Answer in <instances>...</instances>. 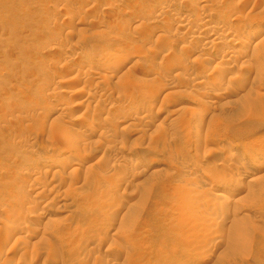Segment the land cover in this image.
<instances>
[{"label":"rangeland","instance_id":"1","mask_svg":"<svg viewBox=\"0 0 264 264\" xmlns=\"http://www.w3.org/2000/svg\"><path fill=\"white\" fill-rule=\"evenodd\" d=\"M0 264H264V0H0Z\"/></svg>","mask_w":264,"mask_h":264},{"label":"bare ground","instance_id":"2","mask_svg":"<svg viewBox=\"0 0 264 264\" xmlns=\"http://www.w3.org/2000/svg\"><path fill=\"white\" fill-rule=\"evenodd\" d=\"M201 1H202V0H201ZM166 7H167V6H166ZM168 7H169V6H168ZM160 8H161V9H159V8H158V9L161 10V11H162V10L164 11L163 8H165V7H162V6H161ZM163 11H162V12H163ZM242 32H243V29L241 28L240 30H238V31L234 34V37H237L238 35H241ZM217 37H218V36H217ZM239 40H240V39H239ZM211 41L214 42L213 39H211ZM211 41H209V42H211ZM238 42L240 43V41H237V43H238ZM241 43H242V42H241ZM209 44H210V43H209ZM212 44H214V43H212ZM212 44H211V45H212ZM230 46H231V45H230ZM210 47H211V46H210ZM223 47H224V46H223ZM223 47H222V48H223ZM227 47H228V46H227ZM212 48H213V47H212ZM227 49H229V48H227ZM221 51H222L223 53H224V52L226 53V51H225L224 49H222ZM228 51H229V50H228ZM107 53H108V52H107ZM215 53H216V52H215ZM106 55H107V54H106ZM108 55H109V54H108ZM214 55H215V54H214ZM242 56H243V55H242ZM228 61H231V59L228 58V57L225 58L224 56H220V66H223V67H224L225 64L228 63ZM125 62H126V61H125ZM220 68H222V67H220ZM221 70H222V69H221ZM221 70H220V71H221ZM226 72H227V70H226ZM223 74H224V73H223ZM216 75H217V74H216ZM213 76H215V75H213ZM217 76H218V75H217ZM225 76H226V75H225ZM211 78H212V77H211ZM215 78H217V77H215ZM218 78H219V77H218ZM224 78H226V77H224ZM220 79H221V78H220ZM212 80H213V78L211 79V82L215 81V80H213V81H212ZM221 80H222V79H221ZM217 81H219V80H217ZM217 81H216V82H217ZM211 82H210V83H211ZM202 83H203V82H202ZM208 84H209V83H208ZM208 84H207V85H208ZM212 84H213V83H212ZM68 145L70 146L71 144H68ZM66 147H67V145H66ZM66 147H65V149H67ZM64 151H66V150H64V149H63V150H57V149H56V151H55V153H54L53 155H54V156H57V157H58V156L60 157V156H62V155L64 156V153H65ZM57 157H56V158H57ZM59 157H58V158H59ZM75 164H76V162H75ZM66 166H68V165H66ZM248 169H249V168H247V172L249 171ZM244 174H245V173H244ZM225 181H226V180H225ZM228 182H229V181H228ZM226 183H227V182H224V181H222V180H221L220 182H217V180H216V182H215V184H217V185H219V184H224V185H226ZM235 183H236V182H235ZM235 183H234V184H235ZM228 184H229V183H228ZM226 186H227V185H226ZM240 187H241V184H240V183L235 184V190L240 189ZM213 193H214V192H213ZM223 194H224L223 191H219V192H217V193L215 192V194H212V195H215V197H214V196H212V197H214L215 199H216V198H217V199H219V198L221 199L222 196H223ZM225 197H226V196H225ZM223 198H224V197H223ZM228 200H229V199H228ZM224 201H225V200H224ZM112 208H113V207H112ZM112 208H111V210H110V208H107L108 211L105 212V213H106L105 216L108 218V220H109L110 218H112L114 214L117 213V211L114 210V209H112ZM213 208H214V207H213ZM217 208H218V207H217ZM215 209H216V207H215ZM105 210H106V209H105ZM213 210H214V209H213ZM216 211H217V210H216ZM118 213H119V212H118ZM213 213H214V212H213ZM107 218H106V219H107Z\"/></svg>","mask_w":264,"mask_h":264}]
</instances>
